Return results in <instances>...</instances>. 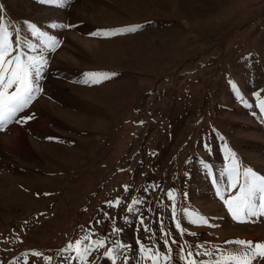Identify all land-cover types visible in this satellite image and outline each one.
<instances>
[{"label":"rangeland","instance_id":"374dc122","mask_svg":"<svg viewBox=\"0 0 264 264\" xmlns=\"http://www.w3.org/2000/svg\"><path fill=\"white\" fill-rule=\"evenodd\" d=\"M0 20L47 60L44 91L0 131V264H84L68 245L85 236L105 242L87 264H112L115 242L116 264L264 243V216L234 220L220 198L237 191L229 150L264 176V0H0Z\"/></svg>","mask_w":264,"mask_h":264},{"label":"snow or ice","instance_id":"6c2138e0","mask_svg":"<svg viewBox=\"0 0 264 264\" xmlns=\"http://www.w3.org/2000/svg\"><path fill=\"white\" fill-rule=\"evenodd\" d=\"M41 3H46L52 6H63L64 0H41ZM136 27H128L121 31L133 32ZM102 34L105 36L112 34H119L118 32L104 31L102 33H90V35ZM53 50L57 46V41L51 40L49 45ZM17 49L13 46L12 33L0 20V129L4 128L10 121H13L17 113L26 108L29 103L35 98V93L41 91L36 83L41 77L42 71L47 64L44 57H27L21 54L13 55ZM88 78L85 82L100 83L104 79L110 78V74L97 72L85 74ZM14 90H11L13 89ZM11 90V91H10ZM258 97V107L261 110L262 118H264V100H259V93L255 94ZM243 101V97H240ZM32 117L21 118L27 121ZM20 123L21 120H16ZM228 159L231 161V166L227 171L229 183L228 189L237 190L235 195L225 198L221 195L228 212L232 215L234 220L245 222L253 217L264 216V176L257 175L251 169H244L243 173L240 171V165L237 161L235 153L229 150ZM245 178L244 183L240 182V177ZM167 196L170 200H175L174 193L169 191ZM110 204L112 202H109ZM134 203H138L135 201ZM173 212H175V205L173 204ZM205 224L207 220L203 221ZM180 227L179 224L176 225ZM90 237L85 236L83 240H77L74 244L70 243L68 249L75 251L76 258L87 264V257L91 253L94 246L104 247V241H94L92 245L82 246L84 240ZM115 248H109L104 255L116 264V258L119 255L118 250H122L126 246L120 242H115ZM226 243L235 244L239 246V250L228 255H221L215 260L214 264H253V261L264 259V243L235 240L227 241ZM147 255V258L152 261V264H160V260L168 261L171 259L170 250L169 255L161 257L157 253H153L152 249H141ZM219 251V250H216ZM33 256H39L40 253L33 252ZM196 255H213L212 252L205 251L204 253H196ZM49 260L51 258H48ZM125 264H127V257ZM185 264H204L203 261H197L193 257V253H188Z\"/></svg>","mask_w":264,"mask_h":264},{"label":"bare ground","instance_id":"6f19581e","mask_svg":"<svg viewBox=\"0 0 264 264\" xmlns=\"http://www.w3.org/2000/svg\"><path fill=\"white\" fill-rule=\"evenodd\" d=\"M88 48H90L89 50H91L92 52H94L95 50L98 51L99 48V44H94V43H87L86 45ZM1 187V185H0Z\"/></svg>","mask_w":264,"mask_h":264}]
</instances>
